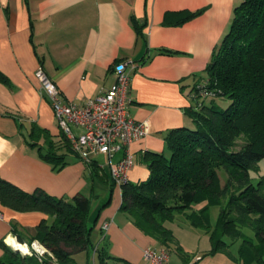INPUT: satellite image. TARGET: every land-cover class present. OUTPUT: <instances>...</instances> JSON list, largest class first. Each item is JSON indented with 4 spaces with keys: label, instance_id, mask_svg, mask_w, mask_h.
<instances>
[{
    "label": "crops",
    "instance_id": "0c3cea01",
    "mask_svg": "<svg viewBox=\"0 0 264 264\" xmlns=\"http://www.w3.org/2000/svg\"><path fill=\"white\" fill-rule=\"evenodd\" d=\"M235 1L0 0V72L7 78L0 82V177L28 193L89 197L91 247L74 255L78 264H98L94 247L115 258L109 264H149L143 250L165 247L120 210L121 189L112 185L105 157L79 158L59 130L35 71H44L63 102L82 105L114 84L115 65L139 63L130 71L128 115L147 121L150 133L115 153L110 163L128 150L134 158L128 182L145 181L150 155L166 152L170 131L190 127L185 109L191 91L207 78L206 66L230 28ZM50 145L57 160L43 157ZM0 212V240L9 245L33 241L38 223L50 220L1 205ZM220 254L207 264H233Z\"/></svg>",
    "mask_w": 264,
    "mask_h": 264
},
{
    "label": "trees",
    "instance_id": "16d2710c",
    "mask_svg": "<svg viewBox=\"0 0 264 264\" xmlns=\"http://www.w3.org/2000/svg\"><path fill=\"white\" fill-rule=\"evenodd\" d=\"M205 73L207 78L198 84L210 96L200 99L196 84L191 105L185 109L193 128L170 131L166 152L150 155L145 181L119 186L120 210L166 249L173 236L165 223L205 202L197 212L203 222L193 213L187 218L190 226L210 234L211 255L229 248L217 238L219 233L228 241L241 240L238 251L243 264H264V195L249 176L264 159V0H241L233 8L230 28L213 49ZM0 82L7 83L1 72ZM219 98L226 99L228 107L217 109L214 100ZM240 135L246 140L236 150L235 139ZM50 150L51 145L44 159L57 160ZM220 172L225 175L223 184ZM0 205L20 213L40 212L50 219H42L32 237L49 256H21L0 240L6 255L0 264H78L74 255L91 247L90 199L81 193L71 199L53 197L41 189L28 193L0 177ZM213 205L220 212L211 231L204 216ZM94 254L98 264L115 259L102 248L94 247Z\"/></svg>",
    "mask_w": 264,
    "mask_h": 264
},
{
    "label": "built area",
    "instance_id": "2783aa9c",
    "mask_svg": "<svg viewBox=\"0 0 264 264\" xmlns=\"http://www.w3.org/2000/svg\"><path fill=\"white\" fill-rule=\"evenodd\" d=\"M135 63L124 61L115 65L114 84L82 105L63 102L56 85L44 71L40 68L34 73L40 91L51 105L59 130L71 143L79 158L89 162L91 156L103 155L110 165V174L117 186L128 181L127 173L134 165V158L128 150H125L124 156L116 163L111 164L110 159L133 141L150 133V125L147 121H136L128 115L130 71L139 65ZM194 88L199 90L200 99L210 96L204 85L198 84ZM72 126L81 128L82 132L75 134ZM107 227L108 224H103L102 229ZM20 244L28 249L26 255L29 257L35 256L40 259L50 255L37 240ZM142 254L149 264H169L166 249L155 250L147 247Z\"/></svg>",
    "mask_w": 264,
    "mask_h": 264
},
{
    "label": "rangeland",
    "instance_id": "374dc122",
    "mask_svg": "<svg viewBox=\"0 0 264 264\" xmlns=\"http://www.w3.org/2000/svg\"><path fill=\"white\" fill-rule=\"evenodd\" d=\"M235 2L236 5L239 4L237 3L239 2L238 0ZM226 32H228V30ZM207 103H209V101ZM214 104L217 109H225L229 105L228 101L224 98L215 99ZM189 128H193L192 120ZM244 136L240 135L235 139L234 149L237 150L244 145L246 140ZM256 167V170L251 169L249 171V176L252 184L260 189L261 195H264V159L258 161ZM220 177L221 183L223 184L225 181V175L223 172H220ZM87 188L88 187L84 189L85 192H87ZM204 204L205 202L194 204L193 209L187 210L182 214H175L174 219L171 222L165 223V227L171 232L173 236V242H171L166 247L169 255V264H183V262L187 260H189L187 264H207L209 262L216 263L218 261L214 259L215 256L214 258H211L213 256L211 255L212 242L210 239V234L201 228H194L190 226L189 219L187 218L189 214L193 213L195 214L193 217L196 220H202L203 222V219H200L197 216V212ZM219 212L220 207L213 205L208 208L207 216H204L205 222L210 227L211 231H213L216 227ZM216 236L229 246V248L226 249V252H222L220 254L222 255L223 259L225 258V260H232V255L239 261L238 264H243V262L239 260L238 251L241 240L234 242L228 241L227 238L219 235V233ZM16 252L21 256H27L22 255L19 251ZM218 256L219 254L217 257Z\"/></svg>",
    "mask_w": 264,
    "mask_h": 264
},
{
    "label": "bare ground",
    "instance_id": "6f19581e",
    "mask_svg": "<svg viewBox=\"0 0 264 264\" xmlns=\"http://www.w3.org/2000/svg\"><path fill=\"white\" fill-rule=\"evenodd\" d=\"M11 245H9V246H11L12 248L18 250L22 255H26L29 252L28 249L24 245H21L20 243L15 242V240H11Z\"/></svg>",
    "mask_w": 264,
    "mask_h": 264
},
{
    "label": "water",
    "instance_id": "95a60500",
    "mask_svg": "<svg viewBox=\"0 0 264 264\" xmlns=\"http://www.w3.org/2000/svg\"><path fill=\"white\" fill-rule=\"evenodd\" d=\"M6 245L9 246L7 243H6ZM10 248H11L13 251H15V252L18 251V250H16V249L12 248V247H10Z\"/></svg>",
    "mask_w": 264,
    "mask_h": 264
}]
</instances>
